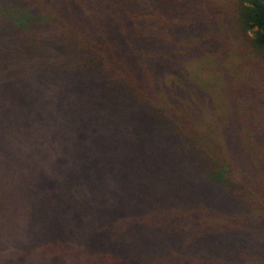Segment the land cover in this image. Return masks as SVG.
<instances>
[{
	"label": "trees",
	"instance_id": "obj_1",
	"mask_svg": "<svg viewBox=\"0 0 264 264\" xmlns=\"http://www.w3.org/2000/svg\"><path fill=\"white\" fill-rule=\"evenodd\" d=\"M0 264H264V0H0Z\"/></svg>",
	"mask_w": 264,
	"mask_h": 264
},
{
	"label": "rangeland",
	"instance_id": "obj_2",
	"mask_svg": "<svg viewBox=\"0 0 264 264\" xmlns=\"http://www.w3.org/2000/svg\"><path fill=\"white\" fill-rule=\"evenodd\" d=\"M212 54H209V56H207V63H205L204 67H203V71L202 72H205V73H214V72H217V65H215L216 61L213 60L212 58ZM235 56L233 54H230L229 56H227L225 59H224V62L222 63V65L225 67V68H231L233 67V65L236 63V58H234ZM215 61V62H214ZM195 64H187L186 65V68L189 70V71H199L198 67H194Z\"/></svg>",
	"mask_w": 264,
	"mask_h": 264
}]
</instances>
